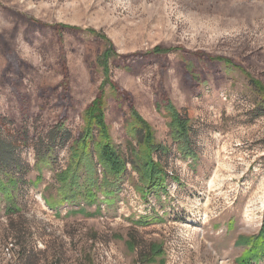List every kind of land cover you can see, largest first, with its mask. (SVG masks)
<instances>
[{
  "label": "rangeland",
  "instance_id": "1",
  "mask_svg": "<svg viewBox=\"0 0 264 264\" xmlns=\"http://www.w3.org/2000/svg\"><path fill=\"white\" fill-rule=\"evenodd\" d=\"M88 30L115 52L109 75L123 96L107 100L110 136L126 156L129 100L169 148L164 193L142 198L127 165L119 193L59 205L54 176L67 146L53 171L35 169L31 140L60 120L77 136L104 81L105 41ZM257 84L264 89V0H0L2 131L28 166L14 206L0 197V264H240L248 247L239 237L264 224ZM165 97L191 121L194 160L155 107Z\"/></svg>",
  "mask_w": 264,
  "mask_h": 264
},
{
  "label": "trees",
  "instance_id": "2",
  "mask_svg": "<svg viewBox=\"0 0 264 264\" xmlns=\"http://www.w3.org/2000/svg\"><path fill=\"white\" fill-rule=\"evenodd\" d=\"M59 28L67 29L66 26ZM88 31L105 41V50L97 59L104 81L100 84L94 100L83 112L82 128L77 136L73 137L66 130L65 122L60 120L47 132H41L31 140L29 147L34 155L35 169L40 173L43 169L53 171L52 165L56 166L59 151L67 146V165L54 176L59 205H75L82 202L85 206H93L98 202L99 196L108 197L119 193L117 186L120 184V178L126 173L127 165L138 177L136 191L142 198L150 194L164 193L170 177L162 158L168 156L169 148L156 141L154 130L141 118L129 100L128 113L124 120L128 137L125 142L126 156L110 136L106 124L107 100L110 97L117 100L123 96L109 75V63L115 57V52L112 43L104 35L93 30ZM168 52L169 50L161 48H154L151 51L157 56ZM255 86L256 91L263 95L261 101L264 103V89L259 84ZM155 107L158 111L163 109L166 112L171 140L178 145L181 155L184 158L196 159L189 139L190 119L185 113H181V110H177L166 97L162 99L161 105L155 103ZM3 127L4 122L0 119V197L5 199L7 206L13 207L16 197L22 193V187L26 184L24 178L28 166L22 160L16 146L18 140L8 139L2 131ZM24 136L26 139L21 140V145L28 139L27 135ZM95 164L102 168L101 177L96 173ZM41 179L39 175L37 182ZM46 204L50 208L57 207L56 204L51 205L48 200ZM239 240L243 243L238 244L248 247L240 264L264 262V224L256 236L239 237Z\"/></svg>",
  "mask_w": 264,
  "mask_h": 264
}]
</instances>
